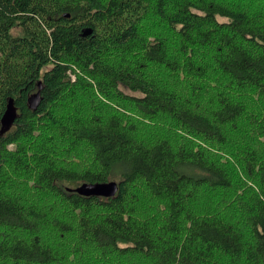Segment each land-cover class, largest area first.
Listing matches in <instances>:
<instances>
[{
  "label": "trees",
  "instance_id": "16d2710c",
  "mask_svg": "<svg viewBox=\"0 0 264 264\" xmlns=\"http://www.w3.org/2000/svg\"><path fill=\"white\" fill-rule=\"evenodd\" d=\"M101 263L264 264V0H0V264Z\"/></svg>",
  "mask_w": 264,
  "mask_h": 264
},
{
  "label": "water",
  "instance_id": "95a60500",
  "mask_svg": "<svg viewBox=\"0 0 264 264\" xmlns=\"http://www.w3.org/2000/svg\"><path fill=\"white\" fill-rule=\"evenodd\" d=\"M88 29H83V33H88ZM36 101L33 103V106L37 104L39 101V91H36L34 94ZM32 100V97H29V101ZM16 107L13 105L12 99L9 100V103L6 107L4 114L2 115V127H8V124L12 121V119L16 116ZM71 190L82 194V195H95V196H112L117 191V181L108 180L101 182H82L72 188Z\"/></svg>",
  "mask_w": 264,
  "mask_h": 264
},
{
  "label": "built area",
  "instance_id": "2783aa9c",
  "mask_svg": "<svg viewBox=\"0 0 264 264\" xmlns=\"http://www.w3.org/2000/svg\"><path fill=\"white\" fill-rule=\"evenodd\" d=\"M71 77L74 79V75L73 74H71Z\"/></svg>",
  "mask_w": 264,
  "mask_h": 264
},
{
  "label": "rangeland",
  "instance_id": "374dc122",
  "mask_svg": "<svg viewBox=\"0 0 264 264\" xmlns=\"http://www.w3.org/2000/svg\"><path fill=\"white\" fill-rule=\"evenodd\" d=\"M128 91V90H127ZM106 263H108V262H106ZM102 264V263H101Z\"/></svg>",
  "mask_w": 264,
  "mask_h": 264
}]
</instances>
